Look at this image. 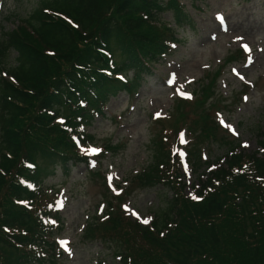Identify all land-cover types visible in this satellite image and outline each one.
I'll list each match as a JSON object with an SVG mask.
<instances>
[{
	"label": "trees",
	"instance_id": "16d2710c",
	"mask_svg": "<svg viewBox=\"0 0 264 264\" xmlns=\"http://www.w3.org/2000/svg\"><path fill=\"white\" fill-rule=\"evenodd\" d=\"M38 1L0 37V264L54 263L62 219L49 203L35 207L44 180L88 157L76 139L91 142L87 127L104 116L110 98L135 92L178 41L175 27L193 22L180 0ZM11 51L16 64L8 70ZM189 100H179L175 123L153 142L152 164L134 177L172 189L149 225L119 210L88 226L87 237L115 241L114 264H264V135L262 152L232 143L188 196L166 132L177 130L179 140V127L195 123ZM190 161L195 172L203 166Z\"/></svg>",
	"mask_w": 264,
	"mask_h": 264
},
{
	"label": "rangeland",
	"instance_id": "374dc122",
	"mask_svg": "<svg viewBox=\"0 0 264 264\" xmlns=\"http://www.w3.org/2000/svg\"><path fill=\"white\" fill-rule=\"evenodd\" d=\"M181 1L193 18L191 26L169 24L175 27L178 39L170 54L153 65V73L143 76L135 92L119 90L112 96L104 116L87 127L94 139L81 142L83 146L77 143L82 151L95 147L100 152L69 162V170L57 169L42 184L45 196L35 207L50 203L58 194L51 205H57L64 222L55 235L58 253L53 264H114L115 241L87 237L88 226L119 210L131 220L149 219L150 223L154 212L171 196V188L137 184L134 177L152 164L156 135L175 123L181 98L191 99L195 123L179 127H184L179 140H175L177 130L166 134L176 151L172 154L179 155L183 193L194 194L198 179L209 172L208 163L223 157L232 143L247 153L262 152L258 139L264 135V0ZM38 2L0 0V37L26 19ZM161 18L166 23L171 14ZM229 28L244 38H235ZM15 59L16 53L11 51L5 60L8 70L15 66ZM248 61L255 68L238 74ZM132 74L128 72V77ZM173 77L175 82L170 84ZM189 104L185 111L191 117ZM105 145L115 149L103 153ZM194 149L198 153L195 159ZM197 158L203 166L195 172L190 160ZM43 264L52 263L45 260Z\"/></svg>",
	"mask_w": 264,
	"mask_h": 264
},
{
	"label": "snow or ice",
	"instance_id": "6c2138e0",
	"mask_svg": "<svg viewBox=\"0 0 264 264\" xmlns=\"http://www.w3.org/2000/svg\"><path fill=\"white\" fill-rule=\"evenodd\" d=\"M221 19H223L222 17H221ZM175 82V77H173L172 79H170L169 80V83L171 84V83H174ZM181 95H185V93H183L180 89H178L177 90ZM188 98H191V97H188ZM222 123H223V121H222ZM181 136H183V134H181ZM182 142H183V140H182ZM245 146H247V145H245ZM84 151L87 153V154H98L99 152H100V149H98V148H95V147H93V148H85L84 149ZM109 180H111V177H109ZM194 199H196L197 197H193ZM62 206V205H61ZM133 215H136V213H133ZM138 219H139V217H137ZM143 224H145V225H147V224H149V219H143L142 221H141ZM66 243V242H65Z\"/></svg>",
	"mask_w": 264,
	"mask_h": 264
},
{
	"label": "bare ground",
	"instance_id": "6f19581e",
	"mask_svg": "<svg viewBox=\"0 0 264 264\" xmlns=\"http://www.w3.org/2000/svg\"><path fill=\"white\" fill-rule=\"evenodd\" d=\"M228 33L232 34V35H236L235 38H244V36L241 33H238L236 31L231 30L230 28L228 29ZM211 34L206 35V38H208ZM255 68V64L253 62L248 61V63L243 67V71H241V69H239V73H248L249 69H254Z\"/></svg>",
	"mask_w": 264,
	"mask_h": 264
}]
</instances>
